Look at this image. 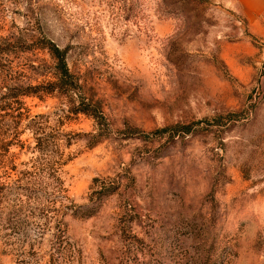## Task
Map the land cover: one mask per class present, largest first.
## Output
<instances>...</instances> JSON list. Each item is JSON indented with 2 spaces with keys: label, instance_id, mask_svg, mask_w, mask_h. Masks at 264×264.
Segmentation results:
<instances>
[{
  "label": "rangeland",
  "instance_id": "obj_1",
  "mask_svg": "<svg viewBox=\"0 0 264 264\" xmlns=\"http://www.w3.org/2000/svg\"><path fill=\"white\" fill-rule=\"evenodd\" d=\"M0 264H264V0H0Z\"/></svg>",
  "mask_w": 264,
  "mask_h": 264
},
{
  "label": "trees",
  "instance_id": "obj_2",
  "mask_svg": "<svg viewBox=\"0 0 264 264\" xmlns=\"http://www.w3.org/2000/svg\"><path fill=\"white\" fill-rule=\"evenodd\" d=\"M54 54L55 56L58 58V63H57V69L60 73V77L61 79L64 78L65 76H68V68L66 65V61H65V57L62 56V54L58 51V49L54 46H52V48H49ZM39 86H27L24 88H21V93L20 94H27V93H36L37 91H39ZM54 87V85L50 86L49 88H47L48 90H52ZM61 87V86H60ZM90 213V212H89ZM89 213H85L82 214L81 216H87L90 215Z\"/></svg>",
  "mask_w": 264,
  "mask_h": 264
}]
</instances>
